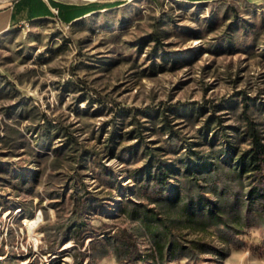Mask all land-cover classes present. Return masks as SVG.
<instances>
[{
    "label": "rangeland",
    "instance_id": "obj_1",
    "mask_svg": "<svg viewBox=\"0 0 264 264\" xmlns=\"http://www.w3.org/2000/svg\"><path fill=\"white\" fill-rule=\"evenodd\" d=\"M58 1L121 5L0 35V264H264V0Z\"/></svg>",
    "mask_w": 264,
    "mask_h": 264
},
{
    "label": "crops",
    "instance_id": "obj_2",
    "mask_svg": "<svg viewBox=\"0 0 264 264\" xmlns=\"http://www.w3.org/2000/svg\"><path fill=\"white\" fill-rule=\"evenodd\" d=\"M54 2L63 3L58 0H15L9 7L0 9V35L23 23L54 18V11L58 8ZM63 4L74 5L69 10L63 7L60 8V16L63 19V23H67V21H70L67 24L75 23L96 13L86 14L93 9V3L83 5Z\"/></svg>",
    "mask_w": 264,
    "mask_h": 264
},
{
    "label": "trees",
    "instance_id": "obj_3",
    "mask_svg": "<svg viewBox=\"0 0 264 264\" xmlns=\"http://www.w3.org/2000/svg\"><path fill=\"white\" fill-rule=\"evenodd\" d=\"M194 2L196 1H201V0H193ZM54 4L58 7L56 10H58V18L63 21V19L60 16V8H70L73 7L74 5H66L63 3L59 2H54ZM121 5L119 2H114V3H106V4H99V3H93L92 8L90 11H88L86 14L92 13V12H98L106 9H110L116 6ZM55 17V15H54ZM70 21H67L69 23ZM251 137H252V142H253V161L255 162V170L257 177L261 181L262 185H264V144L261 141V137L259 133L255 130L254 127L251 128ZM260 196H263L264 198V188L261 189Z\"/></svg>",
    "mask_w": 264,
    "mask_h": 264
},
{
    "label": "bare ground",
    "instance_id": "obj_4",
    "mask_svg": "<svg viewBox=\"0 0 264 264\" xmlns=\"http://www.w3.org/2000/svg\"><path fill=\"white\" fill-rule=\"evenodd\" d=\"M41 221H42L41 213H39L37 215V217L26 221V225L28 226L29 232L32 233V234L35 233V231L39 227Z\"/></svg>",
    "mask_w": 264,
    "mask_h": 264
},
{
    "label": "built area",
    "instance_id": "obj_5",
    "mask_svg": "<svg viewBox=\"0 0 264 264\" xmlns=\"http://www.w3.org/2000/svg\"><path fill=\"white\" fill-rule=\"evenodd\" d=\"M54 13H55V16L58 17V10H55Z\"/></svg>",
    "mask_w": 264,
    "mask_h": 264
}]
</instances>
